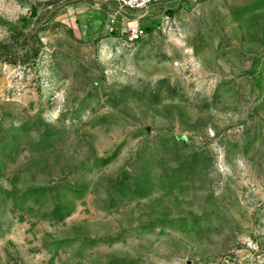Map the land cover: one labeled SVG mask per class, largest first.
I'll list each match as a JSON object with an SVG mask.
<instances>
[{"label":"rangeland","instance_id":"374dc122","mask_svg":"<svg viewBox=\"0 0 264 264\" xmlns=\"http://www.w3.org/2000/svg\"><path fill=\"white\" fill-rule=\"evenodd\" d=\"M0 0V264H264V0Z\"/></svg>","mask_w":264,"mask_h":264},{"label":"built area","instance_id":"2783aa9c","mask_svg":"<svg viewBox=\"0 0 264 264\" xmlns=\"http://www.w3.org/2000/svg\"><path fill=\"white\" fill-rule=\"evenodd\" d=\"M157 1L158 0H115L117 8L108 20L110 32L118 30L121 25L120 38L129 43L140 41L145 36V29L141 28L139 25L132 26L131 23H128L130 17L134 13H138L150 7Z\"/></svg>","mask_w":264,"mask_h":264}]
</instances>
